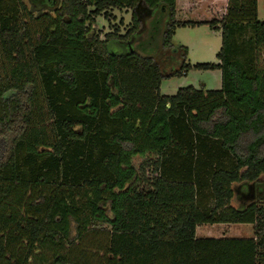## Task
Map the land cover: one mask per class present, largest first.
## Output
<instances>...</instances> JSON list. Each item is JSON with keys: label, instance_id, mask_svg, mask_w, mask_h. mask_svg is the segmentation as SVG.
Segmentation results:
<instances>
[{"label": "trees", "instance_id": "obj_1", "mask_svg": "<svg viewBox=\"0 0 264 264\" xmlns=\"http://www.w3.org/2000/svg\"><path fill=\"white\" fill-rule=\"evenodd\" d=\"M139 2L167 11L177 68L108 52L140 29L135 12L99 38L96 17ZM175 12L176 0H0V264H260L259 231L196 227L264 226V196L233 205L236 184L264 183V20L257 0H228L219 22ZM204 23L220 30L218 61L191 65L175 28ZM191 66L219 69L220 89L160 93ZM145 155L149 179L132 165Z\"/></svg>", "mask_w": 264, "mask_h": 264}, {"label": "rangeland", "instance_id": "obj_2", "mask_svg": "<svg viewBox=\"0 0 264 264\" xmlns=\"http://www.w3.org/2000/svg\"><path fill=\"white\" fill-rule=\"evenodd\" d=\"M227 6V5H226ZM226 6L222 4V0H177L175 20L200 22L215 20L219 22L226 11ZM257 12L258 19L264 20V0H257ZM131 8L123 7L121 9H111L108 11V15L101 14L96 17V26L99 32V38L104 39L105 34L109 32H116L123 35L130 28L131 25ZM168 19V13L161 6H157L154 9L150 19L145 23L147 28L144 32L138 35V38L131 46H125L123 42L118 40H111L108 43V52L114 54H126L134 51L142 56H149L158 58L160 63L166 70L175 69L180 65V59L177 53L173 51H162V34L166 27ZM141 25V24H140ZM218 25V24H217ZM119 36V35H117ZM176 44H181L187 47L188 54L186 63L194 65L196 63H217L216 53L221 45L220 30L211 27L208 23L197 24L195 26L176 27L174 36L172 38ZM260 59L258 66L264 71V54L261 51L259 53ZM220 70L219 69H200L191 66L186 73L163 78L159 87L161 94L173 95L177 89L187 86H192L196 89H210L216 90L220 88ZM149 158L145 156H134L132 158V165L136 169H140V166H144L139 172H142L147 179L155 176L152 165H146V160ZM255 183L257 191L255 190L254 199H258L259 196H264V183ZM235 185V188L237 185ZM246 182L244 185L246 186ZM142 186V185H141ZM244 186V187H245ZM238 187V186H237ZM237 189V188H236ZM244 194H248L249 187L246 186ZM260 191V193H259ZM238 192V191H236ZM240 195V194H237ZM251 200H245L241 196H236L233 199V205L237 207H243ZM93 228L99 230L108 231L109 226L103 222H96L91 225ZM256 231H259V235L264 239V226L263 222L260 225L256 224H205L201 225L198 229L197 237H232V238H250L255 237ZM91 238L100 240V235H93L92 233L87 236L86 241ZM84 244H86L84 242ZM261 257L260 264H264V243L260 248Z\"/></svg>", "mask_w": 264, "mask_h": 264}, {"label": "flooded vegetation", "instance_id": "obj_3", "mask_svg": "<svg viewBox=\"0 0 264 264\" xmlns=\"http://www.w3.org/2000/svg\"><path fill=\"white\" fill-rule=\"evenodd\" d=\"M30 4H31V3H30ZM33 4H34V3H32V5H33ZM33 6H34V5H33ZM115 9H116V8H115ZM131 11L136 13L137 18H138V20L140 21L141 27H140V29H139L135 34L131 35L128 39H126V40H124V41H120V40H118V41H120V42H123V44H124L126 47H127V46H131V45H133V43H134V42L136 41V39L138 38V35L141 34L142 32H144V31L146 30L147 25H146L145 22H146L148 19L151 18L154 9H152V8H148V7L145 6L143 3L139 2V3L136 4L135 7L131 8ZM131 14H132V13H131ZM131 19H132V16H131ZM110 41H111V40H110ZM108 43H109V42H108ZM131 52H132V51H131ZM126 54H127V53H126ZM246 186L249 187V191H248V194H246V195L244 194V195L242 196V198L245 199V200H248V201L251 200V199H252V201L257 200V199H254L255 195H257V194H255L254 192H255V190H256V192H258V191H257V187H260V186L250 185V184H246ZM246 186H245V187H246ZM259 193H260V191H259Z\"/></svg>", "mask_w": 264, "mask_h": 264}, {"label": "crops", "instance_id": "obj_4", "mask_svg": "<svg viewBox=\"0 0 264 264\" xmlns=\"http://www.w3.org/2000/svg\"><path fill=\"white\" fill-rule=\"evenodd\" d=\"M227 1H228V0H222V4L226 6V5H227ZM176 6H177V0H176ZM176 10H177V9H176ZM222 14H225V12H222ZM179 21H181V20H179ZM220 74H221V72H220ZM220 87H221V81H220ZM204 89H205V88H204ZM219 89H220V88H219ZM237 186H238V187H237ZM237 186H236L237 189L235 190V195H236V196H239V197H240V196L242 197V196L244 195V191H243V189L245 188V187H244V186H245V185H244V182L240 183V184L237 185ZM236 191H238V192H236ZM237 194H240V195H237ZM200 227H201V225H199V226L196 227V234L198 233V229H199Z\"/></svg>", "mask_w": 264, "mask_h": 264}]
</instances>
